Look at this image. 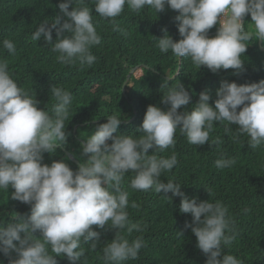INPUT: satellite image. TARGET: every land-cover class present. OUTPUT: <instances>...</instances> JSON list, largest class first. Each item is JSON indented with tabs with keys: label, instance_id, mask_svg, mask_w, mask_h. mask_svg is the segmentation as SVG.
<instances>
[{
	"label": "clouds",
	"instance_id": "1",
	"mask_svg": "<svg viewBox=\"0 0 264 264\" xmlns=\"http://www.w3.org/2000/svg\"><path fill=\"white\" fill-rule=\"evenodd\" d=\"M84 2L79 0L81 5ZM73 3L74 0L59 3L60 15L54 17L50 27L49 21L41 22L31 39L37 42L43 37L64 65L79 61L81 65L91 66L97 59L91 49L101 43L93 22V8L73 7ZM92 3L96 14L112 22L121 16L126 5L138 14L145 8L154 9L158 14L166 6L177 11L180 40H173L166 29L159 39L151 33L161 53L171 51L179 57L181 65L182 58L190 57L199 68L206 66L213 73L233 69L234 74L242 75L246 60L243 62L241 56L248 47L245 41L253 37V33L245 31L243 23L248 15L264 48V0H92ZM117 30L127 35L125 30ZM65 32L69 35H63ZM2 44L9 54H15L16 45L12 40L4 39ZM181 71L183 68L175 76ZM164 87L168 91L161 103L169 108L162 110L149 105L137 129L142 135L137 138L113 135L122 119L115 115L107 117V122L84 140L81 148L84 163L74 171L65 160L53 156L50 165L49 160H44V154H51L61 145L57 141L68 140L65 121L69 117L72 94L52 86L50 93L56 103L50 114L18 86L10 75L7 61L0 60V189L8 190L11 186L14 189L11 198L30 205L31 209L27 218L17 217L15 223L0 226V253L6 257H11L13 252L17 254L10 264H56V256L67 257L75 264L84 255L82 241L93 240L91 247L97 246L100 233L93 230L94 225L101 229L106 225L116 230L126 228L129 233L142 231L139 225L129 226V195L120 187L130 171L135 173L130 184L132 189H152L159 194L171 192L181 198L179 210L191 214L192 225L186 227H191L197 248L207 256L206 264H242L224 251L234 239V235L227 234L232 231L227 207L219 201L197 203L196 198H189L181 191V185L175 180L167 177L162 182V173L170 172L178 164L177 156L173 153L170 157L158 158L155 154L149 155L148 150L154 149L156 153L174 147L177 130L185 137V144L200 148L209 142L215 122H227L226 133L232 131L231 126H237L239 134L250 138L248 145L253 149L264 144V80L250 84L223 80L216 90L214 103V95L209 90L202 91L195 103L183 83ZM181 108L185 110L178 112ZM132 121L134 118L127 124ZM211 143L219 146L222 140L217 137ZM234 163V159L226 158L215 162L221 169ZM37 231L42 238L34 235ZM144 243L143 237L129 241L116 231L115 238L103 248L105 264H124L137 259Z\"/></svg>",
	"mask_w": 264,
	"mask_h": 264
},
{
	"label": "trees",
	"instance_id": "2",
	"mask_svg": "<svg viewBox=\"0 0 264 264\" xmlns=\"http://www.w3.org/2000/svg\"><path fill=\"white\" fill-rule=\"evenodd\" d=\"M61 2L63 0H0V60L7 61L10 75L18 86L36 98L38 107L50 114L56 103L50 93L52 86L72 94L69 117L65 121L68 140L57 141L61 145L51 154H44V160H49V165L54 156L57 160H65L75 171L80 163H84L85 158L81 154L84 140L112 115L122 119L113 135H132L134 138L142 135L137 129L143 122L147 107L169 108V105L161 103L163 94L168 91L165 85L176 87L183 83L195 103L202 91L209 90L211 96L214 95V103L216 90L223 80L237 84L264 80V67L261 68L264 66V52L259 48L250 15L244 17V25L245 31L251 30L253 37L245 41L248 47L241 56L243 62L246 60L242 75L234 74L233 69L213 73L206 66L199 68L190 57H184L181 59L183 71L175 76L179 57L171 51L167 55L161 53L157 40L153 42L151 31L159 39L164 35L163 29H166L173 40H180L178 21L175 19L179 14L177 11L166 6L165 11L158 14L150 8L138 14L126 5L121 16L112 22L94 12L92 0H85L83 5L74 0L73 7L93 8V22L101 37V43L91 49L97 59L91 66L81 65L79 61L64 65L43 37L37 42L31 39L41 22L49 21L50 27L54 17L60 15L58 5ZM64 19L67 18H63L62 23ZM117 29L125 30L127 35ZM63 35L69 34L65 32ZM52 36L55 41V29ZM4 39L15 43V54H9L3 48ZM139 65L148 68L136 70L125 92H122L130 70ZM183 110L181 108L178 112ZM131 118L134 121L127 124ZM226 123L215 122L209 142L200 148L185 144V137L177 130L174 147L156 153H153L154 149H149L148 154L167 158L175 153L178 164L170 172L162 173L161 181L167 177L175 180L181 185V191L189 198H196L197 203L219 201L227 207L232 229L227 234L234 235V239L225 246V254L233 255L242 264H264V144L251 148L248 145L250 138L239 134L237 126H231L232 131L226 133ZM217 137L222 140L219 146L211 143ZM62 148L69 151L77 163L69 160ZM221 158L234 159L235 163L228 168H217L215 162ZM134 177V172L126 173L120 187L129 195V226L139 225L142 231L129 233L126 228L116 230L106 225L101 229L94 225L93 230L100 233L97 246L91 247L93 240L82 241L84 255L75 264H105L103 248L115 238L116 231L129 241L143 237L145 242L138 258L124 264H206L207 256L197 248L191 227H186L192 225V216L179 210L181 198L171 192L162 191L159 194L152 189L134 190L130 187ZM13 191L11 186L8 190L0 189V226L7 227L8 223H15L17 217L27 218L31 214L30 205L11 198ZM34 235L42 238L39 231ZM16 256L15 252L11 257L0 253V264H10ZM219 258L222 259V256ZM55 261L56 264H72L67 257L56 256Z\"/></svg>",
	"mask_w": 264,
	"mask_h": 264
},
{
	"label": "water",
	"instance_id": "3",
	"mask_svg": "<svg viewBox=\"0 0 264 264\" xmlns=\"http://www.w3.org/2000/svg\"><path fill=\"white\" fill-rule=\"evenodd\" d=\"M243 23H244V19H243ZM259 47H260L261 51L264 52V48L261 46V40H259ZM138 68H147V67L144 66V65H141V66H139V67H137V68H135V69H132V70L130 71V74H129V75L127 76V78H126L125 83H124L123 86H122V92H125V86H126L127 83L129 82L130 77H131V74H133ZM177 75H178V73H177ZM74 131H75V130H74ZM64 153H65V155L68 156V157H71V156H72V154L69 153V152L66 151V150H64ZM71 160H72L73 162L77 163V161H76L75 159H71Z\"/></svg>",
	"mask_w": 264,
	"mask_h": 264
},
{
	"label": "bare ground",
	"instance_id": "4",
	"mask_svg": "<svg viewBox=\"0 0 264 264\" xmlns=\"http://www.w3.org/2000/svg\"><path fill=\"white\" fill-rule=\"evenodd\" d=\"M177 66H178V67H177V71H179V70L182 68V65H181L180 63H178ZM171 79H174V77H172Z\"/></svg>",
	"mask_w": 264,
	"mask_h": 264
},
{
	"label": "rangeland",
	"instance_id": "5",
	"mask_svg": "<svg viewBox=\"0 0 264 264\" xmlns=\"http://www.w3.org/2000/svg\"><path fill=\"white\" fill-rule=\"evenodd\" d=\"M249 33H252V31L250 30ZM132 119V118H131ZM130 120V119H129Z\"/></svg>",
	"mask_w": 264,
	"mask_h": 264
}]
</instances>
